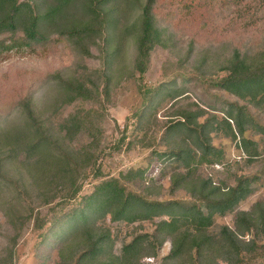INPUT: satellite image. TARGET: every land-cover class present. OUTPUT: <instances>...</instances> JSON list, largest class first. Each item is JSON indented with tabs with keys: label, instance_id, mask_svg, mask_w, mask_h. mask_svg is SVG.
Masks as SVG:
<instances>
[{
	"label": "trees",
	"instance_id": "16d2710c",
	"mask_svg": "<svg viewBox=\"0 0 264 264\" xmlns=\"http://www.w3.org/2000/svg\"><path fill=\"white\" fill-rule=\"evenodd\" d=\"M160 1L44 0L39 9L41 5L32 0H0V37L10 40V45L0 40V52L5 47L33 49L62 40L53 39L56 34L88 56L93 46L100 54L99 67L68 74L56 71L38 81L39 88H46L45 98L39 101L32 92L17 107L9 103V110L0 113V188L8 198L0 199V208L13 231L0 264H14L15 247L27 227L38 233L39 245L54 240L58 264H158L168 239L171 248L162 264H220L219 259L228 264H264V200L250 210L238 209L252 193L257 176H240L228 185L217 182L213 174L223 171L227 162L224 148L213 142L218 132L235 143L239 158L247 163L263 156L257 141L246 133L253 128L264 134L255 111L264 110V42L251 50L234 47L219 65L227 74L210 79L225 95L219 96L225 104L223 115L179 106L165 122L158 139L166 149L159 151L151 132L156 110L162 101L176 102L186 91L171 85L177 78L156 85L145 81L152 53L171 38L166 23L175 17L173 8L189 11L211 0H168L172 8L165 19L157 9ZM244 1L248 0H235ZM129 41L135 57L130 71L123 73ZM193 50L192 42L187 58ZM127 79L133 80L142 101L134 121L107 148L104 112L115 86ZM139 145L151 148L161 169L165 163V169L171 167L165 176L170 179L169 193L186 190L189 200L155 196L156 179L148 173L149 165L118 175L102 170L105 155ZM205 166L210 172L200 175ZM90 176L97 183L83 194ZM229 214L235 215L234 228H214L217 215ZM108 221L128 226L148 221L154 229H137L118 252Z\"/></svg>",
	"mask_w": 264,
	"mask_h": 264
},
{
	"label": "rangeland",
	"instance_id": "374dc122",
	"mask_svg": "<svg viewBox=\"0 0 264 264\" xmlns=\"http://www.w3.org/2000/svg\"><path fill=\"white\" fill-rule=\"evenodd\" d=\"M32 1L41 5L39 9L44 6V0ZM171 8V3L168 0H161L157 6L164 19ZM171 12L175 17L172 20H167V23L166 20L163 22L169 26L171 38L166 44L156 47L153 51L145 81L148 84L156 85L166 79L177 78L175 79L177 82L171 85L181 87L186 91V94L176 102L171 99L164 103L162 101L156 110L157 119H154L151 132L156 137L152 144L159 151L166 149V143L158 139L167 124L165 122L176 114L175 111L179 106L192 105L195 109L200 107L209 113L223 115L222 108L225 107V104L222 99H219V96L225 98V95L222 90L211 84L210 79L215 80L227 74L219 68V65L230 57L234 47H241L242 51L251 50L255 47L254 45L264 42V0H248L240 4H237L235 0H211L208 4H202L189 11L175 12L173 8ZM6 37L3 35L0 40L4 39L5 45H10V40H7ZM53 39L62 40L33 49L27 47H5L2 49L0 52V113L9 110V103L17 107L19 100L32 92L35 93L36 99L39 101L45 98L46 88H39L38 81L47 79L56 71L68 74L81 68L91 69L100 66L99 50L94 46L91 48L92 55L88 56L78 50L74 44L64 40L66 38H59L54 34ZM192 42L194 50L187 58L189 44ZM134 57L135 48L133 42L129 41L125 46L121 64L123 73L130 71ZM141 101L142 97L138 95L133 80H123L120 85L115 86L111 102L107 103V110L104 112L106 120L103 146L106 145L108 148L113 145L125 125L134 121L133 113L139 108ZM71 109L73 108L71 107L67 111ZM255 111L257 120L264 125V110L257 108ZM246 134L257 141L263 155L252 163H247L244 158H239L241 151L237 149L233 141L226 138L223 132H218L213 137V142L224 148L225 161H227L223 171L213 172L217 182L225 181L228 185H234L235 180L240 176H257L252 193L238 205V209L242 210H250L255 202L264 200V134L253 128H249ZM82 138L84 141L87 140V136ZM160 163L156 155H151V148L139 145L130 150L111 151V154L105 155L102 161V170L108 175H118L120 171H126L129 168L149 165L148 173L156 179V182L152 184L155 196L160 199L189 200L190 197L186 190L180 189L172 195L169 193L170 179L165 176L172 169L171 167L165 169L167 163L161 169ZM162 170L165 174H162ZM209 170L206 166L202 167L199 174L206 175ZM96 183L97 179L90 176L85 182L83 194L90 193ZM4 194L0 188L2 201L8 199L7 194ZM1 200L0 203H2ZM158 220L156 219V221ZM108 225L112 237L115 238V249L118 252L122 248V243L130 241L137 229L144 232H152L154 229V224L148 221L140 225L136 223L129 226L126 222L108 221ZM221 225L234 228L235 215H217L214 228ZM12 233L11 227L5 222L3 210L0 208V255L5 254L8 245L7 238ZM39 242L38 233L27 227L15 247L14 264H58L54 240L51 239L47 245H39ZM170 248L171 243L168 239L159 251L158 264H162L161 258L169 253ZM149 261L153 262L152 259H146V262L149 263ZM219 263L228 264L221 259H219Z\"/></svg>",
	"mask_w": 264,
	"mask_h": 264
},
{
	"label": "built area",
	"instance_id": "2783aa9c",
	"mask_svg": "<svg viewBox=\"0 0 264 264\" xmlns=\"http://www.w3.org/2000/svg\"><path fill=\"white\" fill-rule=\"evenodd\" d=\"M215 167L220 168V166L218 164H216Z\"/></svg>",
	"mask_w": 264,
	"mask_h": 264
}]
</instances>
